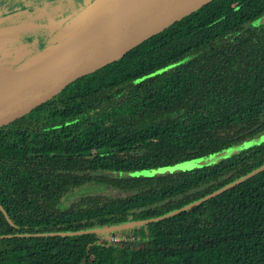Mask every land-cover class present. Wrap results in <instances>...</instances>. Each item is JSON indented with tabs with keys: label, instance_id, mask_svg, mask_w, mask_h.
<instances>
[{
	"label": "trees",
	"instance_id": "16d2710c",
	"mask_svg": "<svg viewBox=\"0 0 264 264\" xmlns=\"http://www.w3.org/2000/svg\"><path fill=\"white\" fill-rule=\"evenodd\" d=\"M263 16L264 0H210L0 127V264H264V143L191 171L111 174L264 132ZM94 183L118 194L64 204Z\"/></svg>",
	"mask_w": 264,
	"mask_h": 264
},
{
	"label": "water",
	"instance_id": "95a60500",
	"mask_svg": "<svg viewBox=\"0 0 264 264\" xmlns=\"http://www.w3.org/2000/svg\"><path fill=\"white\" fill-rule=\"evenodd\" d=\"M209 1L117 0L108 5L110 0H99L97 7L108 6L95 15V10L91 11L75 33L59 46L41 51L36 62L25 68L17 79L0 88V127L35 111L78 78L123 57L144 40ZM261 21L264 23V16ZM241 181L233 182L205 199ZM195 204L197 202L184 209ZM146 222L149 221H128L88 232H106L111 239L109 234L113 230Z\"/></svg>",
	"mask_w": 264,
	"mask_h": 264
},
{
	"label": "rangeland",
	"instance_id": "374dc122",
	"mask_svg": "<svg viewBox=\"0 0 264 264\" xmlns=\"http://www.w3.org/2000/svg\"><path fill=\"white\" fill-rule=\"evenodd\" d=\"M110 1L108 5L117 0ZM98 2L99 0H0V88L17 79L25 68L36 62L41 51L59 46L63 40L75 33L86 22L85 17L91 11L95 10V15L108 6L97 7ZM119 66L124 68L125 64L120 62ZM262 143L264 132L202 157L165 167L111 174L141 177L191 171L214 165ZM69 194L71 195L64 201L65 205L82 194H118V190L106 184L94 183L74 189ZM140 236L143 240L142 232ZM114 240L124 241L125 237L120 234Z\"/></svg>",
	"mask_w": 264,
	"mask_h": 264
}]
</instances>
